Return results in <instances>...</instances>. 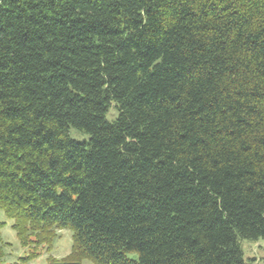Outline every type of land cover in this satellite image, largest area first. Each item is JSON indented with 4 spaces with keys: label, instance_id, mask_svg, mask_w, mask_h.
<instances>
[{
    "label": "trees",
    "instance_id": "trees-1",
    "mask_svg": "<svg viewBox=\"0 0 264 264\" xmlns=\"http://www.w3.org/2000/svg\"><path fill=\"white\" fill-rule=\"evenodd\" d=\"M1 210L24 262L70 229L49 264H247L264 0H0Z\"/></svg>",
    "mask_w": 264,
    "mask_h": 264
},
{
    "label": "rangeland",
    "instance_id": "rangeland-1",
    "mask_svg": "<svg viewBox=\"0 0 264 264\" xmlns=\"http://www.w3.org/2000/svg\"><path fill=\"white\" fill-rule=\"evenodd\" d=\"M117 116V112L112 108L108 114V119L113 120ZM70 136L78 141H86L89 135L76 128L70 129ZM1 237L3 242L0 243V264H49L48 258L53 256L56 259H62L67 256L73 245V231L70 229L58 230L54 239V243L50 250L47 248L40 249V255L27 262L22 261L30 254V249L20 244L16 231L13 229L14 221L8 218L4 210L0 211ZM242 248L244 258L247 264H258L264 256V239L258 241L242 240ZM128 257L134 260L138 259V254L128 253ZM250 259H255L250 261ZM83 264H94L90 260H85Z\"/></svg>",
    "mask_w": 264,
    "mask_h": 264
}]
</instances>
